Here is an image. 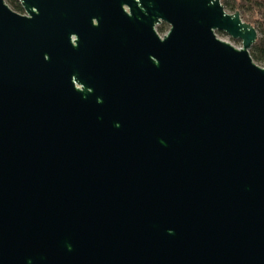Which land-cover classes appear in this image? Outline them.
<instances>
[{"label": "water", "instance_id": "water-1", "mask_svg": "<svg viewBox=\"0 0 264 264\" xmlns=\"http://www.w3.org/2000/svg\"><path fill=\"white\" fill-rule=\"evenodd\" d=\"M20 3L0 0V264H264L259 29L222 0Z\"/></svg>", "mask_w": 264, "mask_h": 264}, {"label": "trees", "instance_id": "trees-1", "mask_svg": "<svg viewBox=\"0 0 264 264\" xmlns=\"http://www.w3.org/2000/svg\"><path fill=\"white\" fill-rule=\"evenodd\" d=\"M226 8L239 10L243 19L248 20L259 29L258 41L253 45L251 54L257 63L264 65V0H222ZM14 9L18 8V0H7Z\"/></svg>", "mask_w": 264, "mask_h": 264}, {"label": "flooded vegetation", "instance_id": "flooded-vegetation-1", "mask_svg": "<svg viewBox=\"0 0 264 264\" xmlns=\"http://www.w3.org/2000/svg\"><path fill=\"white\" fill-rule=\"evenodd\" d=\"M6 1H7V0H6ZM18 5H19V6H18L17 9H14V8H13V9H14L15 11H18V12L22 13V14H26V15H27V11H26V10L24 9V7L21 5L20 0H18ZM125 10H126L128 13L130 12L128 6H125ZM93 22H94V24L97 23V17L93 19ZM169 28H170L169 23H168V22H165V21H163L162 23H159V24L156 25V31H157V33L160 34L161 37H163V36L167 33V31L169 30Z\"/></svg>", "mask_w": 264, "mask_h": 264}, {"label": "rangeland", "instance_id": "rangeland-1", "mask_svg": "<svg viewBox=\"0 0 264 264\" xmlns=\"http://www.w3.org/2000/svg\"><path fill=\"white\" fill-rule=\"evenodd\" d=\"M228 12H234L233 9L231 8H227ZM248 21V20H246ZM249 22V21H248ZM251 23V22H250ZM254 24V23H253ZM218 36L221 37L223 40L228 41V42H232L235 46L241 48L243 45V42L237 39H234L231 35L227 34L224 31H219L218 32ZM262 65V64H261ZM264 67V65H262Z\"/></svg>", "mask_w": 264, "mask_h": 264}]
</instances>
